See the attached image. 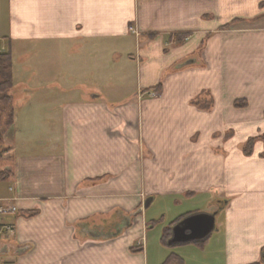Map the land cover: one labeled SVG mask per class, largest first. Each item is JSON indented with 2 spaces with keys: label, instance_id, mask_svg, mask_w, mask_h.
<instances>
[{
  "label": "crops",
  "instance_id": "obj_1",
  "mask_svg": "<svg viewBox=\"0 0 264 264\" xmlns=\"http://www.w3.org/2000/svg\"><path fill=\"white\" fill-rule=\"evenodd\" d=\"M230 21L231 31L222 28ZM131 33L143 50L137 91L126 101L83 83L82 73L70 75L75 86L60 72L52 76L62 85L48 83L50 62L60 68L85 53L91 68L83 73L99 81L101 46L126 54ZM0 49L11 52L13 66L14 50L28 51L29 83L17 87L13 79L12 101L26 92L35 100L30 128L48 130L30 140L45 142L41 151L30 152L16 131L2 146L9 160L2 170L11 174L0 181V200L18 208L3 218L14 232L0 243L2 262L163 264L171 254L183 264L259 260L264 143L250 154L241 147L264 131V0H0ZM196 54L200 63L177 68ZM130 56L123 67H131ZM119 79L112 83L126 76ZM238 98L247 105L236 107ZM199 212L216 213L219 222L202 247L161 243L166 226ZM115 228L121 232L106 238Z\"/></svg>",
  "mask_w": 264,
  "mask_h": 264
},
{
  "label": "rangeland",
  "instance_id": "obj_2",
  "mask_svg": "<svg viewBox=\"0 0 264 264\" xmlns=\"http://www.w3.org/2000/svg\"><path fill=\"white\" fill-rule=\"evenodd\" d=\"M231 21L229 22L227 26V29L229 31H231ZM135 33V35H138L135 31H132ZM132 34V33H131ZM134 34L131 35V44H129V46L127 47L128 50L126 52V54H124V52H120L118 51L113 45L105 43L101 46L100 48V56H99V64L100 68H99V77L98 79H100L99 81H92L90 80V75H85L87 73H83V72H87L90 71L91 66L87 64L88 58L85 57L86 53L78 60H76L74 57H68L67 60L65 62H62V66H60V68H56L57 66L54 64V62H50V66H51V81L48 82L53 86H60L62 85L64 82L60 81L59 77H53L52 74L54 73H58L60 72V74L63 75H68V78H71L69 80H66V84L68 86L70 85H77L79 84V82H77V77L74 78L73 76H70L71 74H83L84 75V82L87 85H91L92 82L97 83V86L95 85V87H98L97 89H99L100 91H106V93L108 94L109 91L110 92H114V94H116L117 98L119 100H123L126 101V99H129L134 93L135 91H137L136 85H138V71L136 70V63L139 62V53L140 50H143V46L142 43L138 36H135ZM189 35V34H188ZM138 37V38H137ZM152 37V35L150 36ZM177 37V36H176ZM187 38V35L184 36L182 39H178L176 38V40L180 43V42H185ZM64 50H62V54H66L67 53H73V51H75L74 46L70 47L69 50H67L68 48H63ZM5 52V51H4ZM202 52V48L199 49V53ZM53 53V52H52ZM14 57H15V64H14V75H13V79L15 84L17 85V87H24L27 88V84L29 83V71L27 69L28 67V61H29V53L27 50H14ZM127 54L131 55L130 59H133V63L131 65V67L127 68V67H123V58H128ZM52 59L55 58V54L53 53L52 55ZM50 56V58H51ZM72 56V55H71ZM123 57V58H122ZM197 57V58H196ZM199 56L196 55H192V58H196L195 61L191 64L185 65L183 67H188L190 65H196L198 63L201 62V60L198 58ZM75 59V60H74ZM73 60V61H71ZM121 61V62H120ZM82 62V63H81ZM122 65V66H120ZM182 67V68H183ZM181 68V67H180ZM78 72V73H77ZM124 75L126 76L125 81L122 80L121 83H118L117 85L114 84L117 79L119 78H124ZM76 76V75H75ZM105 76H107L109 78V76L112 78L109 81H105ZM113 80H116L113 82ZM120 80V79H119ZM69 81V82H68ZM102 81V82H100ZM68 82V83H67ZM90 87V86H89ZM13 89V88H12ZM12 89L7 92L8 94V98H9V102L8 104L5 102H2V100H0V130H2L3 132L5 131V129L10 128L8 130L7 133H5V143H2L3 145L0 146V170L4 169L5 167H7L9 165V160L7 158H4L2 156V153L4 152L3 147L5 144L7 145L6 142H9V139L7 138V136H10L11 132L16 131V139L18 140H23L27 143V145L25 147H27V149L31 151L35 150V151H41L42 148L44 147L45 142L41 141L40 144H35L33 141L31 142L30 140L36 139V138H41L43 136H47V132L48 130H36L33 128L31 129L29 126V121L31 118V116L34 114L32 112V110H34L35 105H34V101L31 100V102H28L27 98V93L20 91V89L18 90V92L15 94L14 99L12 101L13 98V93ZM241 91V88L238 89ZM53 91V95L50 96V100H54V102H52V104H54V106H59L60 104V99L56 98L57 95L56 92L54 90ZM113 95V93H111ZM51 95V93H50ZM206 95L209 96V94H205L203 95V97H205L206 99H208V97H206ZM53 97V98H51ZM245 102L247 105L246 100H244L243 98H238L237 100L234 101L235 102ZM209 102V103H208ZM206 105H210L213 102H211V99H209ZM35 104H39L38 102H35ZM205 105V104H204ZM11 107L13 108V118L12 121L9 119V115H10V109ZM245 107V106H244ZM32 119V118H31ZM21 131V132H19ZM56 130L52 129V138L54 139L56 137L55 134H53ZM46 133V134H45ZM233 131H229L227 135L230 137L232 135ZM264 134V131H260L257 134H253L250 137H248L246 139V141L249 138H253V137H258L260 135ZM23 138V139H22ZM259 139H257L256 141H258ZM245 141V142H246ZM255 141V142H256ZM244 142V144H245ZM254 142V144H255ZM53 152V150L51 151V153ZM55 153H60V150H57ZM4 158V159H3ZM101 219V217H100ZM99 220V218H98ZM219 224V222H217L216 224V228L217 225ZM112 229V228H111ZM117 230V228H115ZM104 231V230H103ZM109 231V230H108ZM112 232V231H110ZM109 232V233H110ZM216 230H214L211 234V236H215L216 234ZM106 233V232H105ZM155 233V231H154ZM101 234L102 231H101ZM183 245H191L190 244H183ZM178 246H182V245H175V246H168V248L172 249V250H179L177 249ZM193 246V245H192Z\"/></svg>",
  "mask_w": 264,
  "mask_h": 264
},
{
  "label": "trees",
  "instance_id": "obj_3",
  "mask_svg": "<svg viewBox=\"0 0 264 264\" xmlns=\"http://www.w3.org/2000/svg\"><path fill=\"white\" fill-rule=\"evenodd\" d=\"M222 28H227V26H223ZM179 39L183 38L184 35H179L177 36ZM12 66H13V61H12V55L10 51H1L0 49V100H2V102H5L8 104L9 102V98H8V94L7 92H9L12 88H13V72H12ZM161 87L160 84H158L157 86H155L153 89L155 91L159 90ZM236 107H244L246 106L245 102H235L234 104ZM9 119L12 121L13 118V108L11 107L10 109V115H9ZM3 131L0 130V146L3 142ZM259 139L264 143V134L258 136V137H253V138H249L245 144H243L242 151L245 154H250L253 150V146H254V142ZM264 155V154H263ZM10 171L8 170H1L0 171V181H4L6 179H8L9 175H10ZM182 219V218H180ZM180 219L174 221L173 223H171L170 225L166 226L161 234V243L165 246H172L168 244V240L171 237V229L173 224H175L176 222H178ZM156 222H153L152 225H154ZM208 239L202 240V241H198L195 242L194 244L198 247H202ZM163 264H183L182 260L177 257L176 255L171 254L170 256L167 257V259L164 261ZM252 264H264V247L261 249L260 252V258L257 262H254Z\"/></svg>",
  "mask_w": 264,
  "mask_h": 264
},
{
  "label": "water",
  "instance_id": "obj_4",
  "mask_svg": "<svg viewBox=\"0 0 264 264\" xmlns=\"http://www.w3.org/2000/svg\"><path fill=\"white\" fill-rule=\"evenodd\" d=\"M194 60H189L177 66V68L193 63ZM152 201L149 197L143 203V208L146 209ZM141 210V209H140ZM215 213L199 212L188 215L182 220L173 225L171 229V237L168 240L169 245H183L202 241L207 239L214 230H216ZM121 232V229L116 232L106 235V238L114 237Z\"/></svg>",
  "mask_w": 264,
  "mask_h": 264
},
{
  "label": "built area",
  "instance_id": "obj_5",
  "mask_svg": "<svg viewBox=\"0 0 264 264\" xmlns=\"http://www.w3.org/2000/svg\"><path fill=\"white\" fill-rule=\"evenodd\" d=\"M17 212L18 208L15 204L0 200V243L9 241L13 237L14 232L13 226L3 222V218L11 214H16ZM0 264L7 263L0 260Z\"/></svg>",
  "mask_w": 264,
  "mask_h": 264
},
{
  "label": "flooded vegetation",
  "instance_id": "obj_6",
  "mask_svg": "<svg viewBox=\"0 0 264 264\" xmlns=\"http://www.w3.org/2000/svg\"><path fill=\"white\" fill-rule=\"evenodd\" d=\"M215 216H216V213H215Z\"/></svg>",
  "mask_w": 264,
  "mask_h": 264
}]
</instances>
